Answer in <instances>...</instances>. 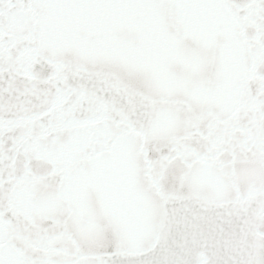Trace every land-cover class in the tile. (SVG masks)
Returning <instances> with one entry per match:
<instances>
[{"label":"snow or ice","instance_id":"snow-or-ice-1","mask_svg":"<svg viewBox=\"0 0 264 264\" xmlns=\"http://www.w3.org/2000/svg\"><path fill=\"white\" fill-rule=\"evenodd\" d=\"M0 264H264V0H0Z\"/></svg>","mask_w":264,"mask_h":264}]
</instances>
